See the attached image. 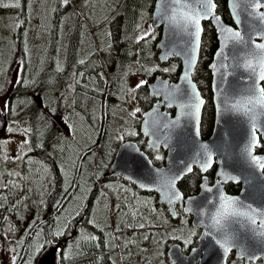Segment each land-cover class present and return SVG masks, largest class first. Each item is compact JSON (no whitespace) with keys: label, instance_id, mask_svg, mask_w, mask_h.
<instances>
[{"label":"rangeland","instance_id":"374dc122","mask_svg":"<svg viewBox=\"0 0 264 264\" xmlns=\"http://www.w3.org/2000/svg\"><path fill=\"white\" fill-rule=\"evenodd\" d=\"M55 1L19 0L20 6L15 7L13 5L16 4V0H0V109L4 108L5 103L8 104L13 88L20 84L22 79L26 83H31L24 84V88L33 86L37 89L36 91L33 89V95H42L41 102L43 101L44 105V112L42 110L39 112L37 109L33 112L39 125L37 129L38 144L43 148L45 147L44 144L47 141L45 135L50 134L49 128L53 124L49 115H54L59 119L63 128L62 130L57 129L55 134L58 141L54 143L55 147H51L48 154L50 157L54 156L56 166L61 174L65 173L71 178L76 175L85 192V195L79 194L74 203L70 205L66 217L69 219L68 221H73V218L77 216L85 217L86 213L83 208H90L89 223L92 227L99 225L103 229L107 219L104 212H106L107 206H111V202L116 199L113 187L118 185L111 184L110 188H106L102 182L103 168L113 157L109 154L104 163L105 156L101 152L103 145L98 143L97 135L93 133V126L88 125L85 115L77 110V107L83 106L84 99L79 100L73 94V80L78 73L76 67L72 69L70 80L68 79L63 86L54 87L56 75L65 67L64 62L68 51V41L65 39L62 40L61 46L57 48L55 53L52 39L47 36L48 31H52ZM69 3L70 9L75 13L74 15L82 18L81 34L85 40L78 58L85 61L90 49L99 50L101 46L109 44L111 33V24L108 22L111 13L109 7H114L116 0H69ZM151 7L149 3L141 16V21L144 24L142 27L143 36L145 33H149V35L142 39V48L136 46L131 50L132 56L137 57L136 61L140 60L141 63L144 60L143 68L146 71L142 70L141 73L137 66L133 68V75L130 76L127 90L130 97L127 95L126 101L130 113L137 109L132 103L131 93L134 92L132 89L141 80L147 83L156 70L166 67L161 66L154 58L150 59L149 56V60L145 58L149 55L148 50L151 49L155 39L152 18L150 17L152 15ZM73 12H70L69 15L72 16ZM68 24L70 26V22ZM60 34L59 37L63 39L64 33L61 31ZM106 34L107 38H105ZM67 36L69 37L70 34ZM90 43L92 44L90 45ZM97 52L100 54V51ZM51 71L53 72L52 76H50ZM149 75L151 76L149 77ZM25 94L28 93L25 92ZM20 97H23V101L17 100V104H24L23 106L27 110H32L30 102L33 100H26L22 93ZM15 110L18 111V109ZM7 112L8 109L0 112V204H9L11 208H16V211L11 210L6 217L5 224L8 227L3 235L0 264H13V256L16 258V264L21 244L25 239L28 240V230L36 228V224L48 216L49 206H51L48 202L50 195L54 189H57V199L53 200V205H56L72 180L67 183L65 188H62L63 185L58 184L54 178L52 166L45 162L42 154L30 150L32 146L25 130L27 132L32 130L31 122L34 118L24 119L22 124L16 127L9 125L13 131H8L9 127L4 130ZM116 131L118 130L116 129ZM25 140L28 141L27 144L23 143ZM118 143V140H113V144L110 145L111 148L116 149ZM96 145H100V149H95V155H88L87 151ZM17 156L21 158L17 159ZM7 157L13 160L12 169L6 168ZM83 198L86 202L82 200ZM150 202V197L140 195L141 205L137 204V208L149 206ZM119 204L121 205V203H116V208ZM112 206L114 207L115 203ZM142 215L145 216L146 214L143 213ZM108 220L109 223L113 224L111 218ZM146 222L145 227L147 229L140 230L141 239L138 238L136 247L130 246V252L136 254L138 251L146 249L149 257H156L159 264H166L164 258L167 256L169 245L174 240L182 239L187 234L192 235L190 231H195L189 225L186 227L174 225L173 230L162 229L156 225L152 216L148 217ZM140 224L144 223L141 221ZM169 224L172 222L167 221V225ZM83 234L88 238L93 232L87 230ZM146 236L148 239H145ZM47 239L48 234L43 232L42 228L39 229L33 247L26 252L28 253L26 264L36 262L40 253H36V246L43 245L44 248ZM131 239L132 235L126 243L131 244ZM78 243L77 240L72 243L71 251H75V246ZM139 259L141 261L142 256H139Z\"/></svg>","mask_w":264,"mask_h":264},{"label":"water","instance_id":"95a60500","mask_svg":"<svg viewBox=\"0 0 264 264\" xmlns=\"http://www.w3.org/2000/svg\"><path fill=\"white\" fill-rule=\"evenodd\" d=\"M195 8V0H192ZM235 3V7H233ZM256 0H228L229 11L233 20V25L227 23L215 9L216 15L222 18L223 26L238 30L245 41L251 42L243 45H233L232 41L226 40L224 34L218 32V26L211 20H201V35L199 48L196 51V63L188 71L187 53L191 50L190 43L192 37L191 28L184 29L179 24L169 25L167 17L172 14L170 8L164 3V0H156L152 14V27L161 29V39L157 43L158 61L165 65L173 60L181 62V73L176 82L169 78L158 75L148 84V90L151 97L157 100L153 107L143 113L140 132L147 139V146L150 142H155L156 147L151 150L166 153L165 166L157 167L154 165L149 155L144 152L135 141H127L120 145L115 160L109 170V175L121 176L126 181L134 184L140 191L154 193L159 196V203L169 208L171 217L178 218L176 205L188 215L193 216L192 225L196 229H201L202 234L199 238L197 254L185 255L180 244H173L168 252V258L171 264H228V258L231 253H235L238 260H244L245 264L262 260L264 262V238L254 236L241 225L233 224L229 232L234 231V246L232 251L223 255V250L215 243V239L221 238V233L212 226V215L220 207L219 194L223 192L231 198H239V202L245 206L264 210V171L251 163L245 149L251 139L252 121L244 111H237L233 104L246 98L247 89L252 86V77L250 70L246 67L247 61L252 60L256 66V60L250 53L256 51L254 44L264 43V21L258 18L264 15V0H260L259 6L253 7ZM217 8V7H216ZM238 14V15H237ZM237 16L234 20L233 16ZM210 23L215 29L219 47L216 51L212 63L209 67L212 75V95L215 108V124L212 136L205 140L202 137L201 126L206 100L194 81V74L200 61L202 40L204 34V24ZM227 45V46H225ZM223 51L224 56H218L219 51ZM212 65H215L213 67ZM257 74L264 70L256 68ZM187 72L188 81L184 80ZM264 81L260 84L263 85ZM191 85L195 86V91L204 103L200 106L197 116H189L187 108H181V104L191 103ZM41 107L43 103L36 101ZM171 104V106H168ZM174 110L172 115L169 111ZM194 111V110H193ZM257 113L256 125L264 132V113L259 108L255 109ZM179 119V122L173 125L171 122ZM58 123V121L56 120ZM168 124L165 128L162 125ZM197 129L199 134L197 135ZM146 132L153 133L146 135ZM260 135V141L264 143V135ZM259 141V144H260ZM205 146L207 148L205 149ZM253 150V155L261 158L264 162V154ZM211 153L213 164L207 172H202L199 165H194V170H199L204 176L201 184V192L197 196L185 198L180 190L179 184L183 179L189 176L188 173L183 179L177 181L176 191L182 194L181 200H176L169 204L165 189L156 170L168 175L178 174L183 171L185 165L193 161L197 153ZM132 157L136 158V163H131ZM151 161L149 164L148 162ZM216 167V178L223 182L219 188L216 184L211 186L207 173ZM193 170V171H194ZM236 178H239L238 182ZM144 184L147 187H141ZM229 184L242 185L240 195L233 197L227 193ZM205 188H211L212 191H206ZM159 189V190H157ZM175 213V215H173ZM241 248L247 250L248 256H258L260 259L251 261L242 258ZM60 244H50L44 248L36 259L35 264H61L60 263Z\"/></svg>","mask_w":264,"mask_h":264},{"label":"trees","instance_id":"16d2710c","mask_svg":"<svg viewBox=\"0 0 264 264\" xmlns=\"http://www.w3.org/2000/svg\"><path fill=\"white\" fill-rule=\"evenodd\" d=\"M149 3L152 6L151 14H153L156 0H116L115 6L109 7V10H111V13L109 14L108 18V22L111 24L109 44L101 46L99 50L90 49L87 57L88 59L86 58L83 63H80L81 60L78 58L79 52L85 40L83 39L81 34L82 18L80 16L74 15L75 13L72 11V9H70L71 6L69 0L67 3H65V0L55 1V12L53 13L52 31H48L47 36L52 39L53 51L55 53L57 48L61 46L62 40L65 39L68 41V51L66 53L67 55L64 62L65 67L56 75L57 77L56 80H54V87L58 88L60 85L63 86L64 83H66L68 79L71 78L70 74L72 72V69H75L76 67L78 73L77 75H75V77L73 76V81L77 89L80 90L77 95V98L79 100L84 99L83 104L81 103L83 105L82 108L77 107V110L81 111L85 115V119L87 121L89 120V111L85 109L84 106L86 105V100L89 97L88 92L91 96L94 94L93 89H98L101 91L107 90L109 92L108 95H105L106 93H101L100 95L94 94L93 97L95 99V108H100L98 111L95 112L102 116V118L107 115V118H104V120H106L107 122V131L105 138L103 139V143L105 144L102 143L103 147L101 146V152L103 153V156H105L104 163L106 162V157L109 154L112 155V157L114 158L120 146V143H118V146L116 147L117 150L111 148L110 146L111 144H113V140H117L115 139V137H113L114 133L112 129L113 123L117 121L118 113H116V110H118L119 106V104L117 103L118 101H116L115 98L118 97L121 92L124 93L125 83L128 82L127 79L129 78L131 71H133L134 66H137L140 69L141 73L142 70H145L143 68L144 60L141 63L140 60L136 61L137 57L134 58V56H132L131 50L136 46L140 47L142 44L143 40L140 37L143 36L142 27L144 26V24L141 21V16L143 10L147 7ZM215 3L217 7V13L221 15L226 22H231L232 20L227 7V0H215ZM70 12H73L72 16L69 15ZM150 17L152 18V15H150ZM69 22L70 26L68 24ZM61 31L64 33L63 39L59 37V35H61ZM153 32L155 34V39L152 43L151 49L148 50L149 55H147L145 58L146 60H149L150 57V59L154 58L156 61H158L159 53L156 49V46L161 39L162 32L160 29H153ZM67 34H70V36L68 37ZM107 37L108 36L106 34L105 38ZM91 44L92 43H90V45ZM218 47L219 42L215 29L210 23L204 24L201 56L196 72L194 74V81L197 83L202 93V96L206 100L201 126L202 137L205 140L209 139L212 136L215 124V108L212 100L211 91L212 75L209 67L212 63L216 51L218 50ZM97 51L101 52V63L102 65L104 64L103 68L101 70L100 68L99 70L97 69L98 71H94V73H92V76L85 78L87 72L89 71V65L92 63L95 64L96 62L100 63L97 59ZM165 68L170 69V72L163 71V69ZM163 69L159 68L158 70H156L153 73L152 77H150L151 75H149L150 79L147 81V84L139 89L140 100L144 111L150 110V107L153 106L152 100L148 96V84L152 82L158 75H162L165 78H169L172 82H176L181 73V62L178 60H173L172 62H170L169 65L163 67ZM104 73H107V75H105ZM52 74L53 72L51 71L50 76H52ZM101 77L109 79V81L106 83V87L104 85V82L101 80ZM21 83L15 85L12 90V93L9 96V109L7 112V120L9 124L12 127H16L21 125V122L24 119L26 120L33 117L34 120L31 122L32 130L28 132L25 131L30 137L33 151L38 152L40 155L42 154L45 162L52 166L55 174L54 178L57 180L58 184L63 185L62 188H65L67 183L71 180L73 183L71 182V184L68 185V189L64 191L63 197L60 201L57 202L56 205H53V200L57 199V189H54L53 193L48 199V202L51 204V206H49L48 216L43 221L37 223L35 226L36 228H30L28 230V240L25 239L22 242L21 248L18 252L16 264H26L28 259V253L26 252L30 251V249L33 247V243L36 240V234L41 228L43 232H46L48 234V239L44 243V248L54 243L60 244L61 250H64V254L65 256H67V258L63 259L60 255L61 264H159L156 257H149V255L146 253V249L140 250L138 251V253L135 254L132 253V251L130 252L131 248H128V244L126 243L127 239L131 236L133 232V226H135V235L141 239V235L139 234L140 230L142 231L147 228H140L138 225H140L141 221L142 223H144V225H147L145 223H147L146 221L148 217H153L152 213H155L154 210L149 208L150 205L144 207L140 206V209H135L134 213H137V215L133 220L132 217L129 215L130 213H133V211L129 210L123 215V218L119 221V223L114 229H111L108 219H106L103 229H101L99 225L92 227L86 219L82 220L81 218L83 217L80 216L75 217L76 219L73 218V221H68L69 219L66 217L67 209L70 207V205L74 203V200L79 194L85 193L83 191L84 189H82V184L80 180L78 182L76 175L71 178L65 173L61 174L59 172V168L56 166L57 164L54 156L50 157V154H48L51 147H55L54 143L58 141V137L55 133L57 129H60V127L57 124L53 123L49 128L50 134L45 135V139H47L46 143L44 144L45 147L43 148L38 144L39 138L37 129L39 125L33 112L35 109H37L39 112L40 110L44 112V108L42 109V107L32 98L33 91H36L37 89H35L33 86H31V88H24V84L31 83H26L23 79ZM88 89H90V91H88ZM25 92H27L28 94L26 95ZM21 93L24 98H26V100H33V102H30V107L32 108V110H27L23 106L24 104H17V100H19V102L23 101V97H20ZM146 97L149 100L147 103L145 101ZM45 98H47V96H45ZM15 109H18V111ZM136 140L141 149L150 156L156 166L160 167L164 163V155H162V159L157 160L155 157L158 153L151 150L147 146L146 140L142 136L136 138ZM99 147L100 145H96L90 148L87 151V154L92 156L95 155V149H100ZM259 153L264 154V146L260 147ZM113 158H111L110 161H112ZM110 161L108 162L107 166H104L103 168L102 182L104 180L103 177L105 171L111 163ZM215 169L216 167L213 168L211 173H214ZM201 183V173L198 170H194L179 184V187L182 193L185 196H188L190 193H194V191L197 190L198 186H200ZM232 189L234 190V187L230 186L227 188V190L230 191ZM141 195L150 197V200L153 201L150 193L141 192ZM84 199L85 198H83L82 200ZM84 202H86V200H84ZM87 204L90 205V203ZM11 210L16 211V208H11L9 204H0V254L2 249V243L4 240L3 235L6 228L8 227L5 224L6 217L11 212ZM160 211L161 210L157 208L156 213L158 214L156 217L153 218L155 219L156 225H159L160 228L164 229L163 222L160 221ZM90 212V208H88L87 216H89L88 213ZM143 213H145L146 215L143 216ZM173 223L165 226V228L173 230L175 226H177L176 223ZM87 230L92 231L93 234H91V237L95 236L97 237V239L93 240L89 239V237L86 238L83 232ZM111 230H113V232ZM106 238L109 239L108 243L106 242ZM75 240H77L79 243L75 246V251H71L70 248ZM177 240H174V242H176ZM43 249L40 251V253L43 251ZM139 256H142L141 261L139 259ZM164 259L166 264H171L168 255Z\"/></svg>","mask_w":264,"mask_h":264},{"label":"snow or ice","instance_id":"6c2138e0","mask_svg":"<svg viewBox=\"0 0 264 264\" xmlns=\"http://www.w3.org/2000/svg\"><path fill=\"white\" fill-rule=\"evenodd\" d=\"M68 0H65L67 3ZM164 3L170 8L172 14L167 17L169 25H177L179 24L182 28L187 29L191 28L193 31L190 33L192 39L190 43L192 44L191 50L187 53L188 56V71H191L192 66L196 63V51L199 48L200 43V35H201V20L208 19L215 23L218 26V32L220 34H224L226 40L232 41L233 45H243L246 43L251 42V37H249V41H245L244 38L241 36L238 30H233L231 27L223 26L221 23L222 18L216 15V3L215 0H195V8H193L192 0H164ZM260 0H256V3L253 4V7L259 6ZM15 7H19V0H16V4L13 5ZM235 3H233V7H235ZM238 15V14H237ZM233 19L236 20L237 16H233ZM261 21H264V15L258 18ZM149 35V33H145L144 36ZM144 36L140 37L144 39ZM227 46V45H225ZM254 48L256 51L250 53V55L256 60V66L253 65L252 60H248L246 67L250 70V76L252 77V86L249 87L247 91L246 98L242 99V101H238L233 104V107L237 111H244L245 115L249 116V119L252 121L251 127V139L250 142L245 149V152L248 157H250L251 163L253 165L258 166V168L264 171V162L261 161V158L253 155V150L260 146V135L262 132L261 128H258L256 125V116L260 113H257L255 109L259 108L261 113H264V85H261L260 82L264 81V70L260 71L257 74V67L264 69V43L262 44H254ZM218 56H224L223 51H219L217 53ZM80 63H83L81 61ZM215 67V65H212ZM154 70V69H153ZM174 70V69H172ZM163 71L168 72L170 69H163ZM82 75V74H81ZM184 80L188 81L187 72L183 77ZM146 81L141 80L139 83L136 84L135 88L139 89L145 85ZM192 93H191V103L189 104H181V108H187L188 112L184 113L189 116H197L199 114L200 106L204 103L203 99L199 97V93L195 91V86L191 85ZM168 106H171L169 104ZM5 109H9V105L5 103L4 108L0 109V112L4 111ZM194 110V111H193ZM140 109L137 108L135 112L132 113L134 116L136 112H139ZM179 119L176 121H172L173 125L177 124ZM163 127H169L168 124L162 125ZM8 131H13L12 128H8ZM27 131V130H25ZM135 135V133H132ZM146 135H152L153 133L146 132ZM196 134H199L197 129ZM27 144L28 141L25 140L23 142ZM157 145L155 142H150L149 147L155 148ZM207 146H205V149ZM21 158L17 156V159ZM157 160L162 159L161 156L157 155L155 157ZM131 163H136V158L132 157ZM213 157L212 154L209 152L205 153H197L196 157H194L193 161L187 163L183 169L178 174L168 175L166 173L161 172L159 169L156 170L158 177L160 178V182L162 186L167 189L165 193L166 197L168 198V203L172 204L176 200H181L182 194L179 191H176V183L177 181L183 179L185 175L188 173L193 172L194 165L198 164L202 172H207L212 164H213ZM149 164L151 161L148 162ZM239 178H236L235 182H238ZM225 182L223 178L217 180V188ZM141 187H147L144 184L140 185ZM159 190V189H157ZM206 191H212L211 188H205ZM219 202L220 207L217 209L216 213L212 215V226L217 230L218 233H221L220 239H215V243L223 250L224 257L227 256L229 252L232 251V247L234 246V231L232 233L229 232V229L233 224L241 225L247 229L254 236H260L264 238V210H258L250 205L245 206L239 202V198H231L226 196L223 192L219 194ZM175 215V213H173ZM140 228H144V224L138 225ZM89 239H97V237L92 236ZM145 239H148L146 236ZM185 244H191V238L185 240ZM43 249V245L36 246V253L38 254ZM61 258L66 259L67 256L64 254V250H59ZM193 256H195L198 252L197 249H191ZM242 258H247L251 261H255L256 259H260L261 257L258 256H248L247 250L241 248ZM15 256H13V264H15ZM226 264V261H225Z\"/></svg>","mask_w":264,"mask_h":264},{"label":"flooded vegetation","instance_id":"af4514ba","mask_svg":"<svg viewBox=\"0 0 264 264\" xmlns=\"http://www.w3.org/2000/svg\"><path fill=\"white\" fill-rule=\"evenodd\" d=\"M227 7H228V0H227ZM228 10H229V7H228ZM229 13H230V11H229ZM230 16H231V14H230ZM231 20H232V17H231ZM227 23L233 25V20L231 22H227ZM97 59H98V61L100 63L96 62L95 64L94 63L90 64L89 67H88L89 71L87 72L85 78H88L89 76H92V73H94V71H98L99 68H100V70L103 68L104 64L102 65V63H101V61H102L101 52H100V54H98ZM169 64L161 65V66H167ZM104 74L107 75V73H104ZM132 75L133 74H132V71H131L130 76H132ZM130 76L127 79L128 82L125 83L124 93L121 92L119 94V96L115 98L116 101H118L117 103L119 104V106H118V110H116V113H118L117 121L115 123H113L112 129H113V133H114L113 137H115V139L118 140L120 145L123 144V143H126L127 141H135V142H137L136 138H139L140 136H142V134L140 132V126H141V122H142V115H143V113L148 111V110L144 111L143 108H142V103H141V100H140V91H139L140 88L136 89L134 92L131 93L132 103L137 108L139 107L140 111L135 113L136 115H134V116L132 115V113H130L128 111V107L126 106V101H127V95H128V97H130V94L127 92L128 87H129ZM101 80L104 82V85L106 87V83L109 81V79L102 78ZM146 84L147 83H145V85ZM73 85H74L73 86V94H74L75 97H77V95L80 92V90L77 89L74 81H73ZM263 85H264V83H263ZM88 91H90V89H88ZM93 92H94L95 95H100L101 93H103V94L106 93L105 95H108V93H109L107 90L101 91V90H98V89H93ZM91 94H93V93H91ZM94 94L91 96L89 94V92H88V96L89 97L86 100V105L84 106V108L89 111L88 125L89 126L90 125L93 126V129H94L93 133H95L94 135H97L98 143L102 144L103 143V139L105 138V135H106V131H107V128H106L107 122H106V120H104V118H107V115L104 118H102V116H100L99 114H97L95 112V111H98L100 108L99 109H97L98 107L95 108V103H94L95 99L93 98ZM148 96L152 100V105H154L157 102V100L154 99L153 97H151L150 94ZM32 98H33L34 101H37V99H39L41 101L42 95L36 94V95H33ZM212 99H213V95H212ZM145 101H146V103L149 101L147 97H146ZM42 103H43V101H42ZM152 107H150V108H152ZM43 108H44V105H43L42 109ZM142 110H143V112H141ZM169 112L172 115L175 114L174 110H170ZM49 118L52 120V122L54 124H57L60 127L59 130H62L63 127H62V125H61V123H60V121H59V119L57 117H55L54 115H49ZM56 120L58 121V123L56 122ZM102 124H104V125H102ZM9 125H10L9 122L6 119L5 124H4V130L7 127H9ZM100 128H101V130H100ZM116 129L118 131H116ZM116 133L118 134L119 138L117 137ZM132 133H135V135H133ZM29 139H30V137H29ZM145 140H146V144H147V139H145ZM31 146H32V143H31ZM262 146H264V143H263V141H260V146H258L257 150H256V152L258 154H262V153H259V149ZM30 150L33 151V147L32 148L30 147ZM157 153H158L157 155H159L161 157H162V155H164V163L160 166V167H164L165 166L166 153H164L162 151H159ZM115 157H116V155L112 159V161H111L110 165L108 166L107 170L105 171V174H104V177H103L104 178L103 185H105L106 188H110L111 184H113V185L114 184H118L116 187H113V189H114L113 191H114V194L116 196V199L113 202H111V206L110 205L107 206V210H106V212H104L107 219L111 218L113 220V224L110 222L111 229L112 228L114 229L117 226L119 221L123 218V215L126 212H128L129 210L133 211V213L129 214L132 217V220L135 219L137 213H134V212H135V209L136 210L138 209L137 208V204L138 205L140 204V195H141V192H142L134 184L126 181L123 177L109 175V170H110V168H111V166H112V164H113V162L115 160ZM6 159L8 161V163L6 164V168H11L12 169L13 160H11L9 157H7ZM157 167H159V166H157ZM212 170H210L207 173V177L209 179L210 185L214 186L216 184V182H217L216 169L214 170V173H211ZM203 178H204V176L202 175V182H203ZM119 184H120V186H119ZM201 184H200V186H198L197 190L194 191V193H190L188 196L184 195L185 198L199 195L200 192H201ZM230 186L234 187V190L233 189L231 191L227 190V188L230 187ZM227 188H226V190H227V193L229 195H231L233 197H237L241 193L242 185L241 184H239V185L229 184L227 186ZM150 194H151L152 199H153V201H151V203H150V208L152 210H154V212H155V213H152L153 217L157 216L158 213H156V211H157V208H159V210H161L160 214H159L161 216V220L160 221L163 222L164 229H167V228H165V226H167V221H171L172 223L173 222L174 223H179V224H177L178 227H180L182 225L185 226V227L190 225L195 230V231H190V233L192 235H188L187 234L186 236H184V238L182 240H177L176 242L173 241L169 245V248H170L173 244H176V243L180 244L182 246V248H183L184 254L189 256L191 254V249L197 248L199 246V238L201 237L202 230L201 229H196V228L193 227V225H192L193 216L186 214L183 209H180L179 205H176L178 218L174 220L171 217V215H170L169 208L167 206L161 205L159 203V196L157 194H154V193H150ZM114 203H115V206L113 207L112 204H114ZM116 203L117 204L121 203V205L120 204L117 205V208H116ZM83 209H84L83 211H85V213H86V216L81 218V219L82 220L86 219L89 222L90 217L87 216V209L88 208H83ZM162 210H163V212H162ZM180 222H182V223H180ZM134 230H135V226H133V230H132L133 232L131 234L132 235V244L131 245L128 244L127 245L128 248H130V246H132L134 248V247H136V244L138 243V236L135 235V231ZM111 231L113 232V230H111ZM106 232H107V229H106ZM189 238H191V244H187L186 245L185 244V240H187ZM106 242L108 243L109 239L106 238ZM169 248H168V250H169ZM60 263H61V261H60ZM228 264H245V261L236 259L235 253L233 252V253H231V255L228 258ZM250 264H264V262L262 260H259L257 262H251Z\"/></svg>","mask_w":264,"mask_h":264}]
</instances>
